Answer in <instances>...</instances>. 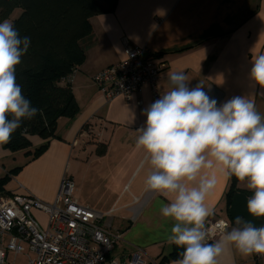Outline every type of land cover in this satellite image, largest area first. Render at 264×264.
<instances>
[{"label":"crops","instance_id":"crops-1","mask_svg":"<svg viewBox=\"0 0 264 264\" xmlns=\"http://www.w3.org/2000/svg\"><path fill=\"white\" fill-rule=\"evenodd\" d=\"M91 22L92 33L83 40L86 59L71 80L79 112L59 119L56 136L41 156H28L25 164L11 168L21 167L18 172L6 170L0 176H9L3 189L27 191L51 203L68 175L78 201L102 213L101 224L120 234L111 256L124 259L142 248L147 264H171L174 244L167 237L175 221L161 214L169 200L147 190L150 157L135 146L152 104L149 86L132 101L120 95L107 99L94 75L124 60L128 41L147 47L163 63L162 94L170 90L168 73L183 72L190 87L201 84L218 106L234 96H250L264 116V89L250 77L252 59L264 55V0H119L113 12L95 15ZM30 139L36 147L46 141L39 135ZM217 176L206 200L212 213L205 222L224 219L230 231L238 227L229 214L231 177ZM238 185L253 193L246 181ZM218 264H264V257L244 258L229 247Z\"/></svg>","mask_w":264,"mask_h":264},{"label":"clouds","instance_id":"clouds-1","mask_svg":"<svg viewBox=\"0 0 264 264\" xmlns=\"http://www.w3.org/2000/svg\"><path fill=\"white\" fill-rule=\"evenodd\" d=\"M30 45L31 38L21 37L13 23L0 22V146L39 112L16 76ZM250 77L264 89V55L252 59ZM167 78L170 90L145 110L135 146L150 157L147 190L169 200L161 207L162 216L175 221L167 239L183 249L171 264H218L229 247L244 258L264 256V224L237 217L238 227L225 231L228 226L220 221L223 234L211 243L204 230L212 213L206 200L219 182L218 172L246 181L253 192L248 213L264 218V116L250 96H234L218 106L201 84L190 87L183 72L170 71Z\"/></svg>","mask_w":264,"mask_h":264},{"label":"built area","instance_id":"built-area-1","mask_svg":"<svg viewBox=\"0 0 264 264\" xmlns=\"http://www.w3.org/2000/svg\"><path fill=\"white\" fill-rule=\"evenodd\" d=\"M125 53L124 60L96 73L94 81L107 99L120 95L126 101H132L147 85L153 103L162 95L163 63L147 47L128 41ZM75 191V182L68 175L51 203L27 191L12 194L0 188V264H147L142 248L124 259L110 255L120 234L104 227L103 214L81 204ZM220 221L223 219L209 218L205 222L207 242L222 233Z\"/></svg>","mask_w":264,"mask_h":264},{"label":"trees","instance_id":"trees-1","mask_svg":"<svg viewBox=\"0 0 264 264\" xmlns=\"http://www.w3.org/2000/svg\"><path fill=\"white\" fill-rule=\"evenodd\" d=\"M118 1L0 0V22L19 9V16L11 23L21 37L31 38L30 48L17 66L16 76L22 86V94L39 109L32 120H25L21 128L13 133L10 143L3 145L4 148L12 152L24 151L35 159L49 148L50 139L56 136L59 119L73 117L79 112L71 80L75 70L86 59L83 40L92 33V17L113 12ZM32 135L46 140L34 151L30 139ZM20 169L16 167L11 172L16 173ZM8 178V175L0 178L1 189ZM239 182L231 177L227 193L229 203H232L237 191H243L238 186ZM181 251L183 249L174 244L171 258H181Z\"/></svg>","mask_w":264,"mask_h":264},{"label":"rangeland","instance_id":"rangeland-1","mask_svg":"<svg viewBox=\"0 0 264 264\" xmlns=\"http://www.w3.org/2000/svg\"><path fill=\"white\" fill-rule=\"evenodd\" d=\"M19 14H20V10L17 9L14 11V13L11 15V17L8 18L7 20L9 22H11L12 19L18 17ZM32 147H33L32 151H34V148L36 146L33 145ZM27 158H28V155L24 151L12 152L10 150H7L3 146H0V176H3V174L6 172V170H8L10 172L12 170L11 169L12 167H15V166L20 165V164H25L28 160ZM64 176H66V175H64ZM75 194H76V191H75ZM19 260L21 261V257L19 258Z\"/></svg>","mask_w":264,"mask_h":264},{"label":"water","instance_id":"water-1","mask_svg":"<svg viewBox=\"0 0 264 264\" xmlns=\"http://www.w3.org/2000/svg\"><path fill=\"white\" fill-rule=\"evenodd\" d=\"M251 196L248 194L237 191L233 197L231 206L229 208L230 218L236 221L237 217L243 218L244 220H252L257 226L264 224L263 219L254 218L248 213L247 201Z\"/></svg>","mask_w":264,"mask_h":264}]
</instances>
